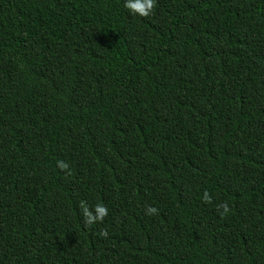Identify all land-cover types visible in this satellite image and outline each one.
I'll list each match as a JSON object with an SVG mask.
<instances>
[{
  "label": "trees",
  "instance_id": "16d2710c",
  "mask_svg": "<svg viewBox=\"0 0 264 264\" xmlns=\"http://www.w3.org/2000/svg\"><path fill=\"white\" fill-rule=\"evenodd\" d=\"M0 264H264V0H0Z\"/></svg>",
  "mask_w": 264,
  "mask_h": 264
},
{
  "label": "clouds",
  "instance_id": "9594fccd",
  "mask_svg": "<svg viewBox=\"0 0 264 264\" xmlns=\"http://www.w3.org/2000/svg\"><path fill=\"white\" fill-rule=\"evenodd\" d=\"M125 7L136 15L148 17L152 14L154 8L156 7V0H125ZM57 166L64 171L69 169V165L65 161H57ZM68 174L71 175V172L68 171ZM203 200L206 203H211V198L207 191H205L203 194ZM79 208L85 226L89 227L94 223L102 222L103 219L108 215L107 207L100 203H97L93 208H90L85 201H80ZM217 208L218 210H222L221 215H226L230 211L227 202H222L221 204L217 205ZM157 211L158 210L154 207H148L146 209L147 214H155ZM99 235L107 236L106 230H101Z\"/></svg>",
  "mask_w": 264,
  "mask_h": 264
}]
</instances>
